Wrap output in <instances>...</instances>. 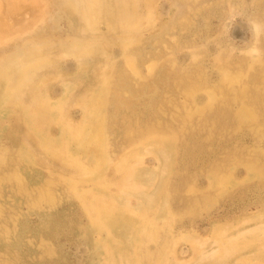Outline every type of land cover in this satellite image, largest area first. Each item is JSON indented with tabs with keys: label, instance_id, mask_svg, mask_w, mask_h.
<instances>
[{
	"label": "rangeland",
	"instance_id": "obj_1",
	"mask_svg": "<svg viewBox=\"0 0 264 264\" xmlns=\"http://www.w3.org/2000/svg\"><path fill=\"white\" fill-rule=\"evenodd\" d=\"M0 100V264H264V0H0Z\"/></svg>",
	"mask_w": 264,
	"mask_h": 264
},
{
	"label": "bare ground",
	"instance_id": "obj_2",
	"mask_svg": "<svg viewBox=\"0 0 264 264\" xmlns=\"http://www.w3.org/2000/svg\"><path fill=\"white\" fill-rule=\"evenodd\" d=\"M21 11V10H20ZM37 11V10H36ZM14 12V11H13ZM2 13H3V11H2ZM23 14V13H22ZM26 14H28V13H26ZM34 14V13H33ZM30 15V14H29ZM1 17H3V16H1ZM26 17H28V16H26ZM29 19H27V21H28ZM13 20H11V22H12ZM15 21H17V20H15ZM22 22V21H21ZM24 22V21H23ZM22 22V23H23ZM15 23H17V22H15ZM25 24V23H24ZM12 25V24H11ZM12 26H14V27H16L15 25H12ZM8 28V27H7ZM10 28V27H9ZM12 28V27H11ZM3 29V28H2ZM7 33H8V31H7ZM108 84H109V82H108ZM99 88V87H98ZM104 89H105V87H104ZM96 93V92H95ZM99 94V93H98ZM106 94V93H105ZM96 95V94H95ZM6 96V95H5ZM8 96H9V94H8ZM96 97V96H95ZM94 98V97H93ZM0 102H1V100H0ZM95 102V101H94ZM61 103V102H60ZM94 104V103H93ZM92 104V105H93ZM94 106V105H93ZM53 107V106H52ZM90 107V106H89ZM95 107V106H94ZM93 107V108H94ZM96 107H98V106H96ZM104 109V108H103ZM58 111V110H57ZM99 112V111H98ZM106 112V111H105ZM37 113V112H36ZM44 114V113H43ZM45 115V114H44ZM103 116V115H102ZM55 117V116H54ZM85 118V117H84ZM104 120V119H103ZM105 122V121H104ZM103 126V125H102ZM101 127V126H100ZM101 129V128H100ZM106 129V128H105ZM66 130V129H65ZM99 131H101V130H99ZM84 133H86V132H84ZM98 133H102V131L101 132H98ZM84 135V134H83ZM86 135V134H85ZM48 137V136H47ZM82 138V137H81ZM87 138V137H86ZM85 139V138H84ZM86 141V140H85ZM105 150V149H104ZM263 151V150H262ZM101 156H103V155H101ZM92 161V160H91ZM102 162H103V160H102ZM250 175H252V174H250ZM248 177H249V175H248ZM254 177V176H253ZM245 180V179H244ZM233 181H236V180H233ZM246 181V180H245ZM238 182V181H237ZM254 194V193H253ZM264 194V193H263ZM105 223V222H104ZM219 236V235H218ZM261 236H262V234H261ZM234 239V238H233ZM220 241V240H219ZM222 241V240H221ZM240 241V240H239ZM251 242V241H250ZM253 242V241H252ZM243 245V244H242ZM239 246V245H238ZM217 249V248H216ZM230 249V248H229ZM232 250V249H231ZM244 257V256H243ZM246 257V256H245ZM247 258V257H246ZM244 260V259H243ZM200 263V262H199ZM253 264V263H252Z\"/></svg>",
	"mask_w": 264,
	"mask_h": 264
},
{
	"label": "water",
	"instance_id": "obj_3",
	"mask_svg": "<svg viewBox=\"0 0 264 264\" xmlns=\"http://www.w3.org/2000/svg\"><path fill=\"white\" fill-rule=\"evenodd\" d=\"M234 29H235V31L232 32L234 38H238V39L243 38L241 35H238V34H237V32H236V29H237V28H236V25H234ZM235 33H236L237 35H236Z\"/></svg>",
	"mask_w": 264,
	"mask_h": 264
}]
</instances>
